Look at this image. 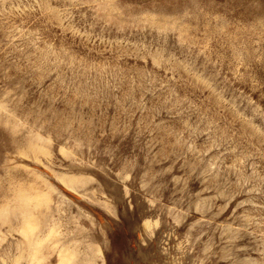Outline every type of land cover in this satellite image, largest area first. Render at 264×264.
Returning a JSON list of instances; mask_svg holds the SVG:
<instances>
[{"label":"rangeland","instance_id":"obj_1","mask_svg":"<svg viewBox=\"0 0 264 264\" xmlns=\"http://www.w3.org/2000/svg\"><path fill=\"white\" fill-rule=\"evenodd\" d=\"M0 264H264V0H0Z\"/></svg>","mask_w":264,"mask_h":264}]
</instances>
